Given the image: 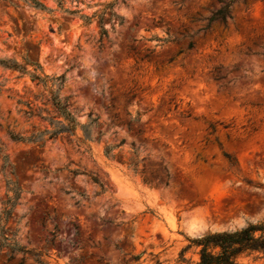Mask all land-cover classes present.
Instances as JSON below:
<instances>
[{"label": "rangeland", "instance_id": "1", "mask_svg": "<svg viewBox=\"0 0 264 264\" xmlns=\"http://www.w3.org/2000/svg\"><path fill=\"white\" fill-rule=\"evenodd\" d=\"M39 1L51 11L0 0V58L64 74L59 98L79 123L96 120L84 143L79 127L42 147L13 141L8 131L50 128L54 112L48 88L0 66V211L8 182L21 188L0 226L46 264H185L198 259L191 239L264 217V0H234L231 17L205 29L228 0ZM108 2L122 22L104 20L100 38ZM132 148L166 184L127 166Z\"/></svg>", "mask_w": 264, "mask_h": 264}, {"label": "trees", "instance_id": "2", "mask_svg": "<svg viewBox=\"0 0 264 264\" xmlns=\"http://www.w3.org/2000/svg\"><path fill=\"white\" fill-rule=\"evenodd\" d=\"M2 1L15 5L12 0ZM23 1L27 2L33 8L45 10L47 12L51 11L50 8L46 7L39 0ZM233 1L234 0H228L212 11L207 17V22L203 29L208 28L210 23L213 21L224 23L227 17H231L229 11L230 5ZM112 5V2L102 4L100 12L98 13L100 38L107 37V30L102 25L104 20L113 21L114 19H117L119 24L122 22V18L115 14L112 10ZM60 7L64 12L69 14H78L80 11L79 9L69 10L63 8L62 5H60ZM95 15L96 12H94L91 17ZM79 16L84 22H88V19L90 18V16L88 17L84 14H79ZM164 40L168 39H162V41ZM192 46V42L189 41L186 48H191ZM0 66L10 70H16L20 74H27L30 80L48 88V102L52 106L54 112V115L52 117H48L47 119L50 128L34 130L26 137L12 131H8L7 133L13 141H28L35 143L38 147H42L47 140L54 141L56 138L64 137L70 141V137L75 135L77 127H79L82 131L81 137L78 138L79 143H84L87 139L91 138L88 126L94 124L96 119H90L89 122L85 124L79 123L76 121L73 114L68 110L67 101L65 99L62 100L58 96L57 92L63 86L65 80L64 74H59L57 76L44 74L37 61H30L26 58L23 63H18L14 59L0 58ZM27 66H31L32 68L29 70L27 69ZM26 113L31 114V110L26 111ZM39 117L42 120H46L47 118L44 116ZM112 148L113 146L111 145L105 146L104 154L112 156ZM88 150V147L87 149H84V151ZM2 160L4 165L8 164L7 156L5 154L2 155ZM140 161L141 160L137 158L135 149L132 148V156L128 159L127 166L134 173L142 174L144 182L153 183L155 185L167 183V174L164 172V168L161 166L155 167L149 171V176H145V167H139ZM76 173V171H72L73 175ZM91 179L99 186L101 191L106 189L105 182L102 181L96 174H93ZM7 189L11 192V195L7 196L6 200L3 202L4 206L0 211L2 214V217L0 216V220L2 219L4 222L11 218V209L21 193V188L13 181L8 182ZM15 235L16 230H10L4 225L0 226V255L4 256L2 264L10 263L16 254H20V258L15 264H24V261L27 258H31L32 261L38 264H46L40 253L21 246L17 242ZM190 241L193 245L198 247V259L193 262H186L185 264H239L238 257L241 255L248 256L252 253H261L264 255V217L255 221L247 222L245 225L233 229L207 231ZM131 257L134 260L138 258L137 255H133Z\"/></svg>", "mask_w": 264, "mask_h": 264}]
</instances>
